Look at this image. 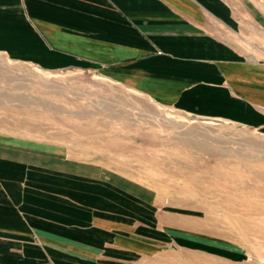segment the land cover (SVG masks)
I'll return each mask as SVG.
<instances>
[{
    "label": "crops",
    "instance_id": "1",
    "mask_svg": "<svg viewBox=\"0 0 264 264\" xmlns=\"http://www.w3.org/2000/svg\"><path fill=\"white\" fill-rule=\"evenodd\" d=\"M9 63L92 69L162 105L264 123V0H0V75ZM7 148L38 147L0 136ZM58 160L0 155V264L144 252L150 191Z\"/></svg>",
    "mask_w": 264,
    "mask_h": 264
},
{
    "label": "rangeland",
    "instance_id": "2",
    "mask_svg": "<svg viewBox=\"0 0 264 264\" xmlns=\"http://www.w3.org/2000/svg\"><path fill=\"white\" fill-rule=\"evenodd\" d=\"M0 136L38 147L6 158L84 160L150 191L145 251L78 264H264L263 122L162 105L92 69L9 63Z\"/></svg>",
    "mask_w": 264,
    "mask_h": 264
}]
</instances>
